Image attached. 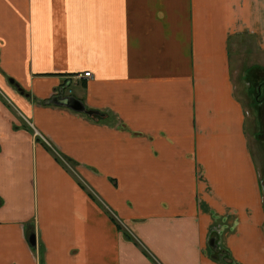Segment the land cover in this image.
I'll use <instances>...</instances> for the list:
<instances>
[{
	"label": "crops",
	"instance_id": "1",
	"mask_svg": "<svg viewBox=\"0 0 264 264\" xmlns=\"http://www.w3.org/2000/svg\"><path fill=\"white\" fill-rule=\"evenodd\" d=\"M262 53L264 0H0V264H264Z\"/></svg>",
	"mask_w": 264,
	"mask_h": 264
},
{
	"label": "rangeland",
	"instance_id": "2",
	"mask_svg": "<svg viewBox=\"0 0 264 264\" xmlns=\"http://www.w3.org/2000/svg\"><path fill=\"white\" fill-rule=\"evenodd\" d=\"M241 44H247L246 40L241 41ZM261 55L263 57L262 62L264 63V53ZM252 65H258L264 68V66L260 65L259 63H250L248 57L240 56L236 60L234 59L231 64V76L235 91L241 99V102L247 112L246 130L249 139V148L257 167L261 182V190L264 198V85H262L261 93L259 94V99L261 102H255L256 85L252 83V80L258 81L260 76L252 77L251 82L249 83L247 82L249 80L248 78L244 79L242 77V74L248 75L246 74L248 73L247 68ZM70 90H72L73 93V89L70 88ZM65 93H70L68 88H66ZM52 152L55 151L52 150ZM60 159L63 163H67V165L69 164V161L63 157Z\"/></svg>",
	"mask_w": 264,
	"mask_h": 264
},
{
	"label": "water",
	"instance_id": "3",
	"mask_svg": "<svg viewBox=\"0 0 264 264\" xmlns=\"http://www.w3.org/2000/svg\"><path fill=\"white\" fill-rule=\"evenodd\" d=\"M53 103L59 104V105H64L74 111L78 112H84L87 115H100L101 113L96 110L92 109H87L85 105L82 103L81 100L73 97V96H61V95H56L52 98L51 100ZM28 242L31 246H34L36 243L35 239V233L32 232L28 235Z\"/></svg>",
	"mask_w": 264,
	"mask_h": 264
},
{
	"label": "trees",
	"instance_id": "4",
	"mask_svg": "<svg viewBox=\"0 0 264 264\" xmlns=\"http://www.w3.org/2000/svg\"><path fill=\"white\" fill-rule=\"evenodd\" d=\"M247 71H248V73H246V74H248V75H246V78H248L250 80V81L249 80L247 81L248 83L251 82V78L252 77H258V76H260V78L258 79V81L252 80V83L256 85L255 102H259L260 103L261 101L259 99V94L261 93L262 85H264V68H262L261 66H258V65H252V66H250V67L247 68ZM257 72H259V73H257ZM51 152H52V150H51ZM54 155H56V154H54ZM260 184H261V182H260ZM127 237L129 238L128 235H127Z\"/></svg>",
	"mask_w": 264,
	"mask_h": 264
},
{
	"label": "built area",
	"instance_id": "5",
	"mask_svg": "<svg viewBox=\"0 0 264 264\" xmlns=\"http://www.w3.org/2000/svg\"><path fill=\"white\" fill-rule=\"evenodd\" d=\"M90 76H91L90 71H84L82 73L75 74L74 78L81 79V78H87V77H90ZM34 135L38 136L43 142H45L49 147H51L49 142L45 139V137H43L38 131L35 130L34 131Z\"/></svg>",
	"mask_w": 264,
	"mask_h": 264
},
{
	"label": "flooded vegetation",
	"instance_id": "6",
	"mask_svg": "<svg viewBox=\"0 0 264 264\" xmlns=\"http://www.w3.org/2000/svg\"><path fill=\"white\" fill-rule=\"evenodd\" d=\"M61 92H63V91H61ZM48 146V145H47ZM49 147V146H48ZM54 154H56L57 155V153H55V152H53ZM58 156V155H57Z\"/></svg>",
	"mask_w": 264,
	"mask_h": 264
}]
</instances>
